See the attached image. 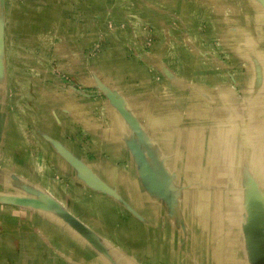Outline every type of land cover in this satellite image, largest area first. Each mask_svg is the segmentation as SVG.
Returning <instances> with one entry per match:
<instances>
[{
	"label": "crops",
	"instance_id": "crops-1",
	"mask_svg": "<svg viewBox=\"0 0 264 264\" xmlns=\"http://www.w3.org/2000/svg\"><path fill=\"white\" fill-rule=\"evenodd\" d=\"M249 228L264 0H0V264H252Z\"/></svg>",
	"mask_w": 264,
	"mask_h": 264
},
{
	"label": "water",
	"instance_id": "water-1",
	"mask_svg": "<svg viewBox=\"0 0 264 264\" xmlns=\"http://www.w3.org/2000/svg\"><path fill=\"white\" fill-rule=\"evenodd\" d=\"M110 99L117 108H121L117 98H114V96H110ZM12 202L20 205H29L32 207L47 209L57 217L61 218L68 227H70L80 235L87 238L90 235V231L79 220H77L49 196L45 195L40 199L34 200H29L22 197H14ZM246 238L250 250L252 264H264V236L261 235L258 231L249 228L246 231Z\"/></svg>",
	"mask_w": 264,
	"mask_h": 264
}]
</instances>
